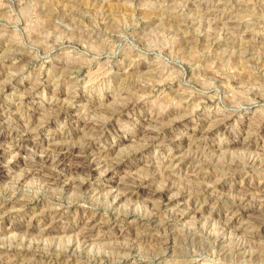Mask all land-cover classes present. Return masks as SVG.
<instances>
[{"label": "rangeland", "instance_id": "obj_1", "mask_svg": "<svg viewBox=\"0 0 264 264\" xmlns=\"http://www.w3.org/2000/svg\"><path fill=\"white\" fill-rule=\"evenodd\" d=\"M0 149V264H264V0H0Z\"/></svg>", "mask_w": 264, "mask_h": 264}, {"label": "bare ground", "instance_id": "obj_2", "mask_svg": "<svg viewBox=\"0 0 264 264\" xmlns=\"http://www.w3.org/2000/svg\"><path fill=\"white\" fill-rule=\"evenodd\" d=\"M8 85V84H7ZM4 87V89L6 90V88H7V86H3ZM45 123V122H44ZM86 125V124H85ZM84 125V126H85ZM41 126V125H40ZM42 127V126H41ZM97 128V127H96ZM34 129H27L26 131H24L25 132V134L27 135V137H31V135L33 134V131ZM213 128H209L208 129V131H206V136L207 135H210L212 132H213ZM95 131V130H94ZM89 132V131H88ZM94 133V132H93ZM6 149V148H5ZM3 150V149H2ZM1 149H0V164H2V163H6L5 162V159L7 158V154H6V152H4V151H2ZM6 151V150H5ZM83 153H85V151L83 152ZM37 158V157H36ZM68 155L66 154V153H63V152H53V150H48V151H43L42 152V155L40 156V160H41V162L42 163H44V164H50L51 166H53L54 168H55V171H54V173H55V175L53 176V177H50L51 179L53 178V179H55V180H60V178H63L64 176H65V174H67L66 172H68V166L67 165H69L68 164ZM87 159V158H86ZM16 160V159H15ZM86 161V160H85ZM98 161V160H97ZM120 161V160H119ZM79 162V161H78ZM84 162V161H83ZM110 162V161H109ZM23 163V162H22ZM26 163V162H25ZM74 163V162H73ZM76 163V162H75ZM85 163V162H84ZM8 164V163H7ZM82 164V163H81ZM114 164H116V163H114ZM117 164H118V162H117ZM40 166V165H39ZM45 166V165H44ZM73 166H77V167H80V166H82V168H84V169H87L90 173H91V175L92 176H95L97 179H96V181H101L102 183H105V182H107V181H111V180H113L112 179V174H114L117 170H118V166L116 167V165H107V164H105V161H103V162H98V163H96V161H91V162H87V164L86 165H80L79 163L78 164H76V165H73ZM70 167V166H69ZM102 168H105V171H104V174L102 173H100V174H98L97 173V171H99L100 169H102ZM4 169V168H3ZM48 169V168H47ZM1 170V169H0ZM69 173H70V171H69ZM87 173V172H86ZM53 181V180H52ZM99 185V184H98ZM136 185V184H135ZM128 189V188H127ZM133 189H135V188H133ZM15 192V191H14ZM13 192V193H14ZM12 193V192H11ZM16 193V192H15ZM11 194V196H10V198L7 200V201H5V203L3 204V206H9V207H12V206H18V207H25V204H23L22 203V201H20L19 200V196H18V194ZM123 193V192H122ZM154 193H156V192H154ZM153 193V194H154ZM152 194V195H153ZM123 195V194H122ZM163 195V194H162ZM162 195H160L161 197H163ZM165 195V194H164ZM174 196V195H173ZM154 197V196H153ZM152 197V198H153ZM117 198V197H116ZM158 198V197H157ZM176 198L175 197H168L167 199H165V201H166V205L165 206H170V205H172L173 203H174V200H175ZM4 202V201H3ZM157 203V202H156ZM19 204H22L21 206H19ZM6 210V209H5ZM179 211L180 210H186V209H181V207H179V209H178ZM190 210H192V211H194V212H197L198 210H194V209H190ZM3 213H5V212H3ZM251 216V215H250ZM254 217H255V214H254ZM4 217L3 216H0V220L1 219H3ZM247 221H249V220H247ZM248 224H249V222H248ZM93 227V226H92ZM91 232H92V229L90 228H87V229H84V230H82V235H83V238H85V239H88L90 236H91ZM249 234V233H248ZM251 235V234H250ZM81 236V235H80ZM248 236V235H247ZM136 238V237H135ZM137 239H139L138 237H137ZM243 247V246H242ZM27 252V251H26ZM132 252V251H131ZM70 256V255H69ZM71 256H72V254H71ZM70 256V257H71ZM69 258V257H68ZM72 258V257H71ZM73 260V259H72ZM71 260V261H72ZM67 262H69V261H67Z\"/></svg>", "mask_w": 264, "mask_h": 264}]
</instances>
